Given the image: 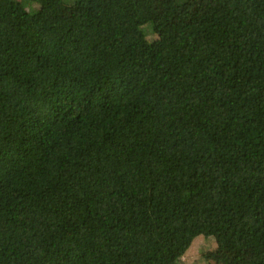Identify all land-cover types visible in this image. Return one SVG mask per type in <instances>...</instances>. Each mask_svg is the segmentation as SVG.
Masks as SVG:
<instances>
[{
    "label": "trees",
    "instance_id": "16d2710c",
    "mask_svg": "<svg viewBox=\"0 0 264 264\" xmlns=\"http://www.w3.org/2000/svg\"><path fill=\"white\" fill-rule=\"evenodd\" d=\"M189 2L0 0V264H264V0Z\"/></svg>",
    "mask_w": 264,
    "mask_h": 264
},
{
    "label": "rangeland",
    "instance_id": "374dc122",
    "mask_svg": "<svg viewBox=\"0 0 264 264\" xmlns=\"http://www.w3.org/2000/svg\"><path fill=\"white\" fill-rule=\"evenodd\" d=\"M211 0H190L184 7L178 8L175 14L177 22L195 19L202 11L203 7ZM216 247L211 240L197 238L191 245L189 251L181 256V264H223V258L219 257L222 253H211L215 251ZM211 253V254H209ZM209 254V256H207ZM205 255V257H204ZM233 257L232 253L223 252L222 256ZM235 260V254H234ZM235 264V262H234Z\"/></svg>",
    "mask_w": 264,
    "mask_h": 264
}]
</instances>
